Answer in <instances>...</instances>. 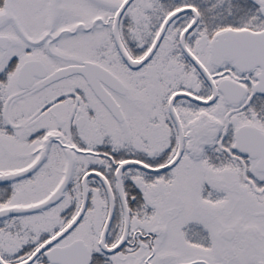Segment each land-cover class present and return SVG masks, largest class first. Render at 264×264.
Returning <instances> with one entry per match:
<instances>
[{
    "label": "snow or ice",
    "instance_id": "1",
    "mask_svg": "<svg viewBox=\"0 0 264 264\" xmlns=\"http://www.w3.org/2000/svg\"><path fill=\"white\" fill-rule=\"evenodd\" d=\"M0 264H264V0H0Z\"/></svg>",
    "mask_w": 264,
    "mask_h": 264
}]
</instances>
